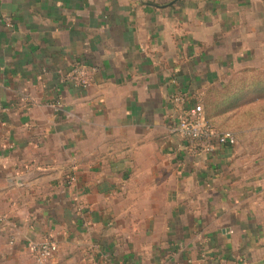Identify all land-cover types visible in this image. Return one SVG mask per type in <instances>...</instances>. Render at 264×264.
Returning a JSON list of instances; mask_svg holds the SVG:
<instances>
[{
  "label": "crops",
  "instance_id": "obj_1",
  "mask_svg": "<svg viewBox=\"0 0 264 264\" xmlns=\"http://www.w3.org/2000/svg\"><path fill=\"white\" fill-rule=\"evenodd\" d=\"M0 100V264H264V0H0Z\"/></svg>",
  "mask_w": 264,
  "mask_h": 264
},
{
  "label": "built area",
  "instance_id": "obj_2",
  "mask_svg": "<svg viewBox=\"0 0 264 264\" xmlns=\"http://www.w3.org/2000/svg\"><path fill=\"white\" fill-rule=\"evenodd\" d=\"M10 25V20H6ZM64 81H69L76 86L86 88L89 85L88 72L83 66H75L70 72L62 75ZM0 110L3 105L0 100ZM176 131L182 139L194 145L198 152H213L217 145L235 146L237 138L232 132H219L211 127L203 118L199 109L184 110L177 118ZM30 255L39 264H44L53 259L59 252L56 242L46 240L42 242L30 241L28 244Z\"/></svg>",
  "mask_w": 264,
  "mask_h": 264
},
{
  "label": "trees",
  "instance_id": "obj_3",
  "mask_svg": "<svg viewBox=\"0 0 264 264\" xmlns=\"http://www.w3.org/2000/svg\"><path fill=\"white\" fill-rule=\"evenodd\" d=\"M237 79H235L227 88L208 94L202 101L203 110H200L201 115L211 127L222 133L231 131L218 124L215 119L222 114V110L219 108L220 105L224 104L223 106L233 108L234 106H239L241 103V100L238 99L239 80ZM225 110L228 111L229 109Z\"/></svg>",
  "mask_w": 264,
  "mask_h": 264
}]
</instances>
